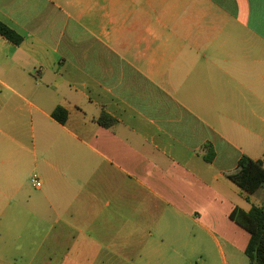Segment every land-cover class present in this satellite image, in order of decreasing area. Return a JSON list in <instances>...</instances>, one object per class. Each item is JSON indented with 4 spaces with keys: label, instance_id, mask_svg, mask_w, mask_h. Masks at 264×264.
<instances>
[{
    "label": "crops",
    "instance_id": "obj_1",
    "mask_svg": "<svg viewBox=\"0 0 264 264\" xmlns=\"http://www.w3.org/2000/svg\"><path fill=\"white\" fill-rule=\"evenodd\" d=\"M0 21L23 38L0 35V224L36 238L22 264H239L230 214L253 204L231 202L243 245L224 178L264 161V0H0Z\"/></svg>",
    "mask_w": 264,
    "mask_h": 264
},
{
    "label": "trees",
    "instance_id": "obj_2",
    "mask_svg": "<svg viewBox=\"0 0 264 264\" xmlns=\"http://www.w3.org/2000/svg\"><path fill=\"white\" fill-rule=\"evenodd\" d=\"M0 35L15 45H19L23 38L0 21ZM52 117L62 125L68 119V113L62 107H58ZM98 123L105 127L113 126L116 121L107 114H103ZM210 159L208 158V161ZM225 176L246 192V200L258 190L264 191V161L253 160L243 156L237 167L225 173ZM230 219L250 234V241L245 254L250 259V264H264V202L262 206L252 205L247 212L235 209L230 214Z\"/></svg>",
    "mask_w": 264,
    "mask_h": 264
},
{
    "label": "rangeland",
    "instance_id": "obj_3",
    "mask_svg": "<svg viewBox=\"0 0 264 264\" xmlns=\"http://www.w3.org/2000/svg\"><path fill=\"white\" fill-rule=\"evenodd\" d=\"M224 182H227V184H229L232 188L231 190L228 189L226 191L227 195H228V200H224L223 203V222H224V226H231L232 228L238 230L241 235V242L243 241V245H247L249 236L248 234L240 229L239 227H237V225H235V223H233L230 219H229V212L231 210V202L236 203L237 205H239L240 207H244L245 209L249 208V204L247 203V201L245 199H243V196H248V194L246 192H244L243 190H241L237 185H235L234 183H232L231 181H228L227 179L224 178ZM23 192L22 194H19L16 198L10 200L11 202V207H20L22 208V206L25 204V200L29 199V197H31V195L33 194V187H32V182H31V178L25 180L23 183ZM251 198V202L253 205L256 206H262L263 202L261 200H263L264 198V191L263 190H258L255 194L253 195H249ZM22 222H23V215L22 214H9L7 217H3V221L0 224V228H4L6 226H14L13 227V231H0V244H4V245H15L14 249L12 251L13 257L14 255L17 256L18 258H20V264H22V256H23V244L24 242H29L30 241H35L36 238L32 237L30 233L24 232L21 228L22 226ZM224 245V250L227 253V248H226V243L223 242ZM241 251H238V253L234 256V258L236 259L237 262H239V264H250V259L246 256V254L244 253L242 247L243 246H239ZM15 250V251H14ZM228 259V263L232 264L233 263V259L231 260V258L227 257Z\"/></svg>",
    "mask_w": 264,
    "mask_h": 264
},
{
    "label": "built area",
    "instance_id": "obj_4",
    "mask_svg": "<svg viewBox=\"0 0 264 264\" xmlns=\"http://www.w3.org/2000/svg\"><path fill=\"white\" fill-rule=\"evenodd\" d=\"M33 183L35 184L36 187H40L41 186L40 183H37L36 179L33 180Z\"/></svg>",
    "mask_w": 264,
    "mask_h": 264
}]
</instances>
